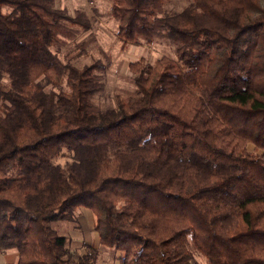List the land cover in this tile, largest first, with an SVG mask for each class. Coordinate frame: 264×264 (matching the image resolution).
<instances>
[{"label": "trees", "instance_id": "16d2710c", "mask_svg": "<svg viewBox=\"0 0 264 264\" xmlns=\"http://www.w3.org/2000/svg\"><path fill=\"white\" fill-rule=\"evenodd\" d=\"M169 1H110L122 49L166 38L176 59L129 61L133 86L102 108L104 67L58 56L90 29L84 12L0 0V252L14 264L93 258L52 224L79 207L120 264H264V0Z\"/></svg>", "mask_w": 264, "mask_h": 264}, {"label": "rangeland", "instance_id": "374dc122", "mask_svg": "<svg viewBox=\"0 0 264 264\" xmlns=\"http://www.w3.org/2000/svg\"><path fill=\"white\" fill-rule=\"evenodd\" d=\"M111 0H55L54 6L65 8L67 13L74 15L76 11H83L91 27L83 30L81 27L74 37L61 44H58V56L63 62L69 61L71 64L82 67L93 63L101 64L102 69L101 81L102 89L94 96L96 105L104 108L116 106V91L118 87L130 89L133 86V74L128 69V62L131 60L143 59L144 64H153L159 56L165 55L175 58L174 46L166 38H154L148 44H130L125 49L121 48L120 41L116 35L117 22L109 15V5ZM190 0H170L166 6L167 10L179 11ZM56 48V47H55ZM43 75L40 74L34 78L35 82L41 81ZM50 85H46L44 90H48ZM252 149V145H248ZM84 207H79L76 211L80 213ZM53 227L60 235L66 236V248L70 251V240L77 238L78 230L74 226L76 222L56 221ZM83 227L84 222H82ZM83 227L82 230H83ZM193 249L192 246H190ZM103 252L99 253L106 260L113 262L122 261V252L113 248H102ZM108 252L110 257H105ZM117 255V256H116ZM194 256L201 264H206V259L197 251Z\"/></svg>", "mask_w": 264, "mask_h": 264}, {"label": "crops", "instance_id": "0c3cea01", "mask_svg": "<svg viewBox=\"0 0 264 264\" xmlns=\"http://www.w3.org/2000/svg\"><path fill=\"white\" fill-rule=\"evenodd\" d=\"M71 222H76L77 225L74 227L81 230L80 233L76 234L77 238L70 240L69 247L72 249L71 252L84 255L87 251H92V253H94L93 258L89 259L85 264H119L116 261L113 262L114 260H106L102 256H99V253L103 252V245H101L99 241L98 232L94 229L95 215L90 209L85 208L81 210ZM82 222H84L85 227H83ZM81 227H83V230ZM105 255L106 258L110 257L108 252H106ZM16 258L17 252L13 248L0 252V264H14Z\"/></svg>", "mask_w": 264, "mask_h": 264}, {"label": "built area", "instance_id": "2783aa9c", "mask_svg": "<svg viewBox=\"0 0 264 264\" xmlns=\"http://www.w3.org/2000/svg\"><path fill=\"white\" fill-rule=\"evenodd\" d=\"M87 253L89 254V253H90V251H87Z\"/></svg>", "mask_w": 264, "mask_h": 264}]
</instances>
